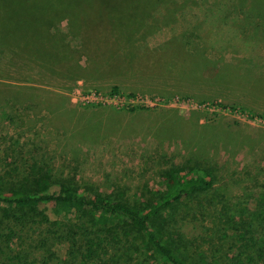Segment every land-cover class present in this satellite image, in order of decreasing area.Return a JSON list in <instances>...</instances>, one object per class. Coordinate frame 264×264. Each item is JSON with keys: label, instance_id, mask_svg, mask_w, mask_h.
<instances>
[{"label": "trees", "instance_id": "obj_1", "mask_svg": "<svg viewBox=\"0 0 264 264\" xmlns=\"http://www.w3.org/2000/svg\"><path fill=\"white\" fill-rule=\"evenodd\" d=\"M188 9L196 10L186 19ZM261 19L264 0H0V51L8 49L25 63L34 62L42 70L59 68L75 78L84 76L86 69L88 75L109 71L164 81L170 80V73H177L176 88L188 86L199 102H206L207 91L243 83L236 80L224 55L213 59L209 52L236 51L230 45L237 33L244 34L247 25ZM62 20L82 38L81 49L89 59L86 68L68 62L72 47L61 31L53 30ZM174 23L182 26L162 47L144 45L149 34ZM248 41L239 40L243 47ZM213 60L223 63L214 75L204 76L202 69ZM251 78L245 77L251 84L249 92L264 90L263 78ZM14 90L0 88V100ZM110 90L115 93L120 87L113 85ZM158 92L175 93L165 88ZM27 98L23 96L21 102ZM201 156L209 155L198 152L186 161L171 160L159 172L162 186L143 184L133 196L117 187L100 190L76 174L52 172L37 160L25 164V171L12 166L0 172V264L29 263L21 239L31 231L38 233L45 257H54L50 238L40 230L44 226L65 231L68 246L64 260L68 264H116L112 259L119 258L120 263L128 264L131 250L141 264H264V184L259 186L252 210L234 222L233 236L218 229L208 247L199 246L176 226L174 209L180 201L214 190L217 167ZM49 204L55 219L47 212ZM13 239L19 240L16 248L8 242ZM148 251L150 260L145 256Z\"/></svg>", "mask_w": 264, "mask_h": 264}, {"label": "rangeland", "instance_id": "obj_2", "mask_svg": "<svg viewBox=\"0 0 264 264\" xmlns=\"http://www.w3.org/2000/svg\"><path fill=\"white\" fill-rule=\"evenodd\" d=\"M194 10L188 9L186 19ZM181 26L160 27L147 36L144 45L162 47ZM56 29L72 47L68 62L86 68L89 59L81 49L82 38L73 34L66 20L57 22ZM243 31L231 41L230 47L236 51L209 52L213 59L224 55L236 80L243 83L207 91L206 102H199L187 84L176 88L177 73H170V80L164 81L109 71L88 75L86 69L84 76L75 78L59 68L42 70L34 62L25 63L8 49L0 51V88L15 89L0 100V172L12 166L25 171V164L37 160L52 172H70L100 190L117 187L131 196L143 184L162 186L159 172L171 160L182 162L193 153H206L209 156L200 159L217 167L214 190L180 201L174 209L175 224L199 246L208 247L218 229L235 235L234 222L252 210L259 186L264 184V90L255 88L260 91L252 94L248 89L251 84L245 80H252L251 76L264 79V19ZM243 38L249 39L245 47L239 42ZM212 63L202 69L204 76L214 75L223 62ZM113 85L120 90L110 93ZM161 88L176 94L158 95ZM14 96L29 98L21 102ZM10 144L13 146L5 151ZM46 209L51 219L57 217L52 205ZM40 230L50 238L56 258L45 257L38 233L31 231L21 239L30 258L28 264H68L64 260L68 246L65 231L50 226ZM18 241L8 242L16 248ZM139 242L136 240L144 248ZM131 252L128 264H141ZM146 253L150 260V251ZM115 260L125 264L120 258Z\"/></svg>", "mask_w": 264, "mask_h": 264}]
</instances>
